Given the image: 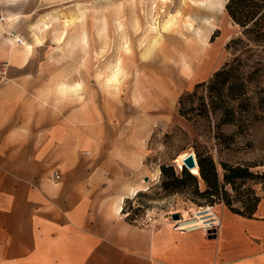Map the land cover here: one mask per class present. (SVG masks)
<instances>
[{"label":"rangeland","instance_id":"1","mask_svg":"<svg viewBox=\"0 0 264 264\" xmlns=\"http://www.w3.org/2000/svg\"><path fill=\"white\" fill-rule=\"evenodd\" d=\"M202 1L0 0L6 16L0 24L11 26L0 39L6 36L31 56H53L65 69L52 90L55 110L68 103L83 116L80 108L89 102L92 117L122 119V139L114 134L98 139L96 149L122 150L121 156L101 157L121 171L105 197L125 196L122 211L134 221L146 213L194 216L196 209L215 207L224 198L243 209L264 194V27L241 26L226 5L219 11ZM171 14L169 26L151 29L150 23ZM206 17L214 23L211 34ZM215 41L219 60L212 75L199 86L200 79L188 81L185 67L194 71ZM117 67V79H109ZM63 79L81 85L62 92L57 86ZM135 131L137 138L131 137ZM185 151L204 158L207 169L215 162L221 195L201 194L206 189L201 174L200 192L192 178H184L178 190L166 187L171 167L181 172L177 157ZM225 165L251 173L233 186L225 182Z\"/></svg>","mask_w":264,"mask_h":264},{"label":"crops","instance_id":"2","mask_svg":"<svg viewBox=\"0 0 264 264\" xmlns=\"http://www.w3.org/2000/svg\"><path fill=\"white\" fill-rule=\"evenodd\" d=\"M10 27L1 23L0 33ZM219 44L188 81L212 75ZM31 55L0 39V264H264V194L251 216L217 203L215 233L175 229L159 213L149 224L129 219L121 196L105 197L121 171L101 159L122 150L96 149L98 139H122V119L92 117L89 102L83 116L68 103L55 110L52 90L65 69L53 56Z\"/></svg>","mask_w":264,"mask_h":264},{"label":"trees","instance_id":"3","mask_svg":"<svg viewBox=\"0 0 264 264\" xmlns=\"http://www.w3.org/2000/svg\"><path fill=\"white\" fill-rule=\"evenodd\" d=\"M226 10L232 19L241 26H245L247 24H251V26H257L259 28L264 27V0H228L226 3ZM250 27L245 28L244 31H248ZM219 72H215V75ZM205 81L198 82V86L204 84ZM199 170L200 174L206 182V189L201 192L202 195H221L223 190V184L220 181L219 172L217 170V166L213 160H211V166L207 169L204 158L199 157ZM166 170L165 167H163ZM172 169V182L166 186L170 187L171 191L178 190L181 187V181L184 178H192L195 184V188L197 192L199 190V178L197 174L190 171L187 167H183L179 174L174 172L173 167ZM249 170L242 167L241 165L236 166H229L225 165V174L224 179L226 183H231L233 186L236 183L237 179L240 178H248L249 177ZM260 197L256 198V201L253 202H246L244 205L245 207L242 209L240 207H235L233 202L229 198L221 199L226 205H228L233 211L238 213L251 216L253 215L256 204L258 203ZM129 218V217H128ZM130 219V218H129Z\"/></svg>","mask_w":264,"mask_h":264},{"label":"bare ground","instance_id":"4","mask_svg":"<svg viewBox=\"0 0 264 264\" xmlns=\"http://www.w3.org/2000/svg\"><path fill=\"white\" fill-rule=\"evenodd\" d=\"M226 2H227V0H226ZM202 3L206 4V6L209 7L210 9H215V10H219V11H223L225 9V5H226V3H223V6L221 7L222 0H206V2L202 1ZM174 17H175V14H171V16L167 17L162 23L157 24L156 21L150 23V27H151V29L154 28L156 30L158 28H160L161 26H162V28H166L167 26H169L172 23ZM205 21L207 22V24L209 22V26L206 29V33H209L214 28V23L210 22L208 17L205 18ZM196 30H197V32H199L201 29L198 28ZM156 36L157 35H155V34L151 35L153 40H156ZM29 47H31V45H29ZM118 70H119V67L114 69L111 76L109 77V79L116 80L117 76H118ZM191 72H192V68L190 67V65H187L185 67L186 75L191 74ZM80 85H81L80 82H75V83L62 82V83H60V89L62 92L63 91H70V90H76L77 88L80 87ZM186 154H188L187 151L180 153L177 157V161H178V164L180 167L183 166V158L186 156ZM191 170L195 174H200V170H199L198 166L193 167ZM132 191L136 192V191H139V189L134 188ZM124 197L125 196H121L120 201L117 205V207L121 210H123ZM215 212L216 211H215L214 207H212V206H206V207H202L201 209H196L194 211V216H189V215H187L186 212H182V214L184 216V220L181 221L179 224L183 226L185 223H190L193 221H198V223H202L204 221V218L208 217L211 214H214Z\"/></svg>","mask_w":264,"mask_h":264},{"label":"built area","instance_id":"5","mask_svg":"<svg viewBox=\"0 0 264 264\" xmlns=\"http://www.w3.org/2000/svg\"><path fill=\"white\" fill-rule=\"evenodd\" d=\"M5 20H6V16H4L3 14H0V21L3 22ZM10 34H12V33H10ZM61 176H62V173L60 170L54 171L53 177L55 179H59V178H61ZM171 214H170L169 218H170L171 222L173 223V227L175 229L183 230V229L200 228V229H203L205 232L215 233L217 231V229L221 226V219H220V216L218 215L217 212H215L214 214H211L208 217L204 218V221L202 223H198V221H193L190 223H185L183 226L179 224L181 221L184 220V216H183L182 212H180L181 216L178 219L172 218ZM138 221L143 223V224H149V223L155 222L153 215H151L149 213H146L144 216H142L140 219H138ZM214 264H217V263H214Z\"/></svg>","mask_w":264,"mask_h":264},{"label":"water","instance_id":"6","mask_svg":"<svg viewBox=\"0 0 264 264\" xmlns=\"http://www.w3.org/2000/svg\"><path fill=\"white\" fill-rule=\"evenodd\" d=\"M227 2H228V0H227ZM184 166L187 167L190 171H192L191 169L193 167H195V166L199 167V163H198L196 154L193 151L188 152V154H186V156L183 158V166H182V168ZM171 216L174 219H178V218H180L181 214H180V212H173L171 214Z\"/></svg>","mask_w":264,"mask_h":264},{"label":"clouds","instance_id":"7","mask_svg":"<svg viewBox=\"0 0 264 264\" xmlns=\"http://www.w3.org/2000/svg\"><path fill=\"white\" fill-rule=\"evenodd\" d=\"M223 3H226V0H222V4H221V7L223 6Z\"/></svg>","mask_w":264,"mask_h":264}]
</instances>
